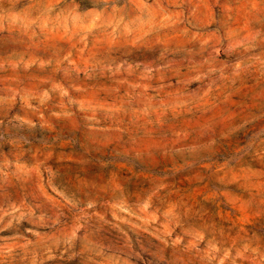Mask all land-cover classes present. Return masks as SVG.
I'll use <instances>...</instances> for the list:
<instances>
[{
  "label": "rangeland",
  "instance_id": "374dc122",
  "mask_svg": "<svg viewBox=\"0 0 264 264\" xmlns=\"http://www.w3.org/2000/svg\"><path fill=\"white\" fill-rule=\"evenodd\" d=\"M0 264H264V0H0Z\"/></svg>",
  "mask_w": 264,
  "mask_h": 264
}]
</instances>
